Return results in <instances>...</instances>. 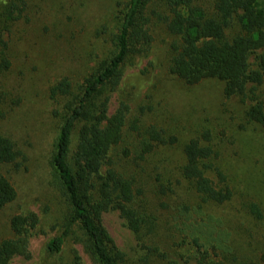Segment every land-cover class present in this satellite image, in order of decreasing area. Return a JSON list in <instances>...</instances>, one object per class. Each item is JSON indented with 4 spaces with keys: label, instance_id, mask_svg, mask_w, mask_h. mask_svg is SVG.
<instances>
[{
    "label": "rangeland",
    "instance_id": "obj_1",
    "mask_svg": "<svg viewBox=\"0 0 264 264\" xmlns=\"http://www.w3.org/2000/svg\"><path fill=\"white\" fill-rule=\"evenodd\" d=\"M126 1L25 0L22 17L10 25L2 15L9 0H0V35L7 42L5 55L10 61L0 73L4 99L0 113L5 115L0 118V133L11 137L23 156L16 171L0 167L17 192L0 215V238L10 236L7 224L13 214L34 212L40 220L29 240L28 257L18 256L13 264L48 260L45 245L66 212L49 163L60 124L57 111L77 93L83 78L111 55L118 4ZM149 10L166 13L160 0H153ZM149 27L153 37L149 52L125 62L110 101V112L121 101L129 106L116 166L138 181L141 194L133 207L146 220L149 235L142 239L134 235L114 210L103 214L102 223L126 264H195L193 238L224 264H264V221L248 213L249 204L255 203L264 214V129L246 119L249 102L224 96L222 82L207 79L187 86L171 74L175 38L157 19ZM64 77L72 94L51 98L50 87ZM254 87L264 97V77ZM134 121L137 130L131 129ZM149 126L177 140L155 148L135 165L130 158L139 152L143 141L139 134ZM205 130L216 152L213 161L233 194L223 205L202 203L179 172L183 144ZM124 149L129 153L125 158ZM149 244L166 252L164 259L150 253ZM63 257L65 264H95L73 237L67 239Z\"/></svg>",
    "mask_w": 264,
    "mask_h": 264
},
{
    "label": "trees",
    "instance_id": "obj_2",
    "mask_svg": "<svg viewBox=\"0 0 264 264\" xmlns=\"http://www.w3.org/2000/svg\"><path fill=\"white\" fill-rule=\"evenodd\" d=\"M160 2L165 14L149 10L153 0H127L118 4L119 24L111 55L95 72L83 78L77 93L57 111L60 124L49 163L66 212L60 223L53 226L55 235L45 245L48 259L45 264H65L63 253L67 239L72 237L95 264H126L124 254L102 223L107 211H117L126 227L140 239L149 235L144 228L146 220L133 207L141 194L140 188H136L138 181L135 175L129 176L116 166L129 106L121 101L110 112V101L120 84L125 62L149 52L153 40L149 24L153 19L163 22L175 38L170 47L171 74L187 86L207 79L222 82L224 96H237L242 102H249L244 113L246 119L264 129V97L254 87L264 77V0ZM25 3V0H9L2 13L4 21L11 25L19 20ZM6 47L7 42L0 35V73L10 67ZM253 55L255 61L251 63ZM49 94L53 99L69 97L72 86L68 78L53 84ZM2 96L0 104L4 101ZM4 116L0 113L1 119ZM135 122L132 130H137ZM139 135L143 138L139 152L130 158L131 162L136 161L135 165L155 148L177 140L154 126ZM210 141L208 130L186 141L179 172L202 203L217 206L229 202L233 194L225 183L224 173L213 161L216 152ZM121 156H129L127 149ZM20 157L23 158L22 153L13 139L0 133V167L7 168L6 172L16 171ZM9 178L0 171V215L17 196ZM248 208L253 219L264 221L258 205L250 203ZM39 221L34 212L10 216L7 224L10 236L0 238V264H13L18 256L28 257L29 240ZM190 244L194 248L195 264H224L216 260V255L213 258L197 238ZM150 246L147 247L153 249L150 253L164 259L166 252H161L156 245Z\"/></svg>",
    "mask_w": 264,
    "mask_h": 264
}]
</instances>
